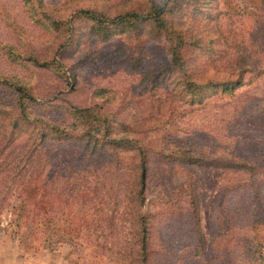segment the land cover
I'll list each match as a JSON object with an SVG mask.
<instances>
[{
	"label": "rangeland",
	"instance_id": "374dc122",
	"mask_svg": "<svg viewBox=\"0 0 264 264\" xmlns=\"http://www.w3.org/2000/svg\"><path fill=\"white\" fill-rule=\"evenodd\" d=\"M149 1L0 0V264H135L136 146L147 264H254L264 251V0H171L180 68L147 18L117 20ZM240 74L233 94L205 87ZM9 83L43 129L29 199L31 126ZM72 107L106 116L132 150L83 146Z\"/></svg>",
	"mask_w": 264,
	"mask_h": 264
},
{
	"label": "trees",
	"instance_id": "16d2710c",
	"mask_svg": "<svg viewBox=\"0 0 264 264\" xmlns=\"http://www.w3.org/2000/svg\"><path fill=\"white\" fill-rule=\"evenodd\" d=\"M176 4L178 0H173ZM171 2V0H164L163 2H155L153 0L149 1V6L144 12H125L123 15H118L117 20H126L130 19L136 21L138 19L147 18L154 27L158 31H162L167 40V46L165 47L167 56V61L170 67L180 68L183 67L184 64V55H182V49L185 45V38L182 37L181 30L178 26H171L166 22L165 19V10L167 5ZM81 13L88 17L91 20H95L99 23H104L105 19L101 18V16L89 12L87 10H82ZM174 34L173 38L172 35ZM242 75L240 74L235 80H225L219 82L217 87L209 86L207 84V88L213 89L214 93L220 94H233L234 91L242 84ZM196 78L192 75H186L185 87L186 92L189 91L192 94V98L190 101L196 99V96L200 93L201 89L194 82ZM9 85L15 90L17 94V99L19 101L20 113L23 118L27 119L28 125L31 126L30 130L27 132V136L30 138V144L28 145V156L30 157L29 164H32L31 167H34L32 171L29 172V175H35L29 181L28 187V199L33 197L36 191V185L33 181L37 180L39 176V172H37V167L39 166V160L36 158L38 155L37 148L38 144H41V137L43 135V129L40 125V117H35L34 119L30 118L27 115L24 103L31 99L29 95L19 86L9 83ZM195 97V98H194ZM23 99V100H22ZM25 101V102H23ZM71 115L73 118L74 125V138L81 141L82 145L86 148L89 147L90 150L97 149L102 146L110 147L112 149L119 148H128L132 150L131 146V138L125 133L121 132L112 134L111 128L109 126L110 121L106 116L97 117L94 116L89 108H77L72 107ZM16 124V122H15ZM51 129L54 133L67 131L65 126H57L51 124ZM16 131V127L13 128V132ZM66 134V133H65ZM107 145V146H105ZM129 145V146H128ZM137 160V168H138V182L134 190V201L136 202L138 209L137 214L134 220V232H132V238L135 245V264H147L148 260V242H149V232H150V222L149 216H147L144 211H142V206L144 203L143 198V186H144V173L146 169L145 155L144 149L141 146H136L135 150ZM32 160H35L32 163ZM33 173V174H32ZM195 221V220H194ZM195 223V222H194ZM256 226H253V230ZM195 232L198 233V229H195ZM257 243V241H256ZM260 245L256 244L255 247V263L254 264H264V251L260 249Z\"/></svg>",
	"mask_w": 264,
	"mask_h": 264
}]
</instances>
